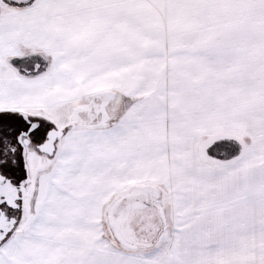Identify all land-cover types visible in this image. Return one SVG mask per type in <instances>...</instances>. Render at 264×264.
<instances>
[{"label": "snow or ice", "instance_id": "6c2138e0", "mask_svg": "<svg viewBox=\"0 0 264 264\" xmlns=\"http://www.w3.org/2000/svg\"><path fill=\"white\" fill-rule=\"evenodd\" d=\"M0 264H264V0H0Z\"/></svg>", "mask_w": 264, "mask_h": 264}]
</instances>
